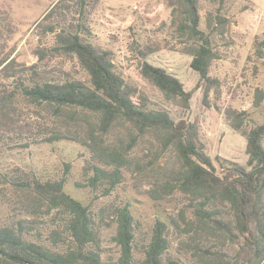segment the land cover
Listing matches in <instances>:
<instances>
[{"label":"trees","instance_id":"16d2710c","mask_svg":"<svg viewBox=\"0 0 264 264\" xmlns=\"http://www.w3.org/2000/svg\"><path fill=\"white\" fill-rule=\"evenodd\" d=\"M100 1H54L35 23L43 37L52 35L49 45H36V60L27 63L10 54L0 58V142L17 138V143L30 146L75 140L89 150L83 169L92 190L111 194L130 177L154 201L180 200L156 219L149 240L139 244L130 203L112 205L113 240L120 249L110 263L103 258L94 211L66 192L65 179H34L28 188L35 192L32 205L37 214L57 209L55 219L67 216L64 227H51L46 238L38 239L31 231L35 225L29 227L24 220L0 225V264H181L180 256L169 253L174 238L180 253L194 250L199 257L195 264H260L264 122L247 129L246 110L225 109L230 125L247 138L248 160L242 165L212 158L203 147L198 124L176 121L165 105L173 102L188 109L192 90L166 68L140 59V73L161 94L154 100L119 69L111 49L91 40L89 16ZM236 1L218 0L215 11L205 14L202 0L168 1L173 36L192 56L191 66L205 81V93L218 85L210 68L217 42L228 38V2ZM249 2L238 9L251 8ZM165 45L147 43L145 52L173 48L170 40ZM254 47L264 57V40L255 39ZM68 60L74 61V68ZM257 96L255 105L264 97ZM25 108H32L30 119ZM227 241L238 249L223 251Z\"/></svg>","mask_w":264,"mask_h":264},{"label":"rangeland","instance_id":"374dc122","mask_svg":"<svg viewBox=\"0 0 264 264\" xmlns=\"http://www.w3.org/2000/svg\"><path fill=\"white\" fill-rule=\"evenodd\" d=\"M54 1L0 0V58L10 54L27 63L36 60V45H49L52 35L43 37L34 28L35 23ZM168 1L101 0L89 16L91 40L111 49L119 69L154 100L161 94L140 73V59L162 66L177 76L184 88L192 90L193 94L188 109L166 102L171 116L176 121L184 118L198 124L203 147L212 158L220 156L229 162L246 165L247 138L230 125L225 109L246 110L244 128L264 122V97L259 105H255L259 101L257 95L263 93L264 96V57L257 54L254 47L255 39L264 40V0L228 2L232 19L228 38L217 42V57L210 68L211 75L219 82L208 93H205V81L200 80L199 73L191 66L192 56L183 50L185 44L173 36L175 27L171 23L172 7ZM244 2H249L252 7L240 11L238 8ZM202 4L201 13L205 14L209 10L215 11L218 0H202ZM204 21L203 16V24ZM169 40L173 48L161 47L145 52L148 51L147 43L166 46ZM68 62L74 68V61ZM75 70L78 68L74 69L76 73ZM32 114V108H25L26 118L30 119ZM15 140L0 142V225L24 220L29 227L35 225L31 230L34 238H46L51 227L63 228L64 217H67L62 213L55 219L57 209L37 214L32 205L35 192L28 188L34 179H65L66 192L94 211L101 227L103 258L110 263L117 259L120 249L113 240L116 226L112 205L130 203L138 225L136 239L139 244L149 240L156 219L165 217L167 210H172L180 200L178 197L173 203L154 201L144 188H137L130 177L111 194L92 190L86 185L83 169L90 153L80 142L60 139L25 146ZM218 167L221 170L219 164ZM63 235L69 243V233L64 231ZM173 240L169 253L180 256L181 264H195L199 260L194 250L180 253L178 241ZM224 248L223 251L233 253L238 244L227 241ZM260 264H264V259Z\"/></svg>","mask_w":264,"mask_h":264},{"label":"crops","instance_id":"0c3cea01","mask_svg":"<svg viewBox=\"0 0 264 264\" xmlns=\"http://www.w3.org/2000/svg\"><path fill=\"white\" fill-rule=\"evenodd\" d=\"M108 1V0H107Z\"/></svg>","mask_w":264,"mask_h":264}]
</instances>
